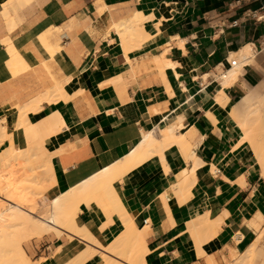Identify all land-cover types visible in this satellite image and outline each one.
I'll list each match as a JSON object with an SVG mask.
<instances>
[{
  "label": "crops",
  "instance_id": "obj_1",
  "mask_svg": "<svg viewBox=\"0 0 264 264\" xmlns=\"http://www.w3.org/2000/svg\"><path fill=\"white\" fill-rule=\"evenodd\" d=\"M10 1L0 0V87L15 81L8 61L21 53L43 75L50 66L62 90L29 115L34 134L18 127L0 145V163L15 158L31 176L33 155L45 156L47 195L58 198L125 162L154 131L192 136L190 148L167 147L80 205L79 223L101 244L75 238L97 249L81 264H130L102 248L128 221L140 231L142 264H211L218 254L236 263L264 215L258 158L231 114L256 70L227 89L211 76L230 70L247 44L264 63V0H29L17 11ZM135 17L142 41L115 29ZM48 30L60 46L53 60L35 45ZM66 236L34 238L24 249L35 264H65L73 253Z\"/></svg>",
  "mask_w": 264,
  "mask_h": 264
},
{
  "label": "bare ground",
  "instance_id": "obj_2",
  "mask_svg": "<svg viewBox=\"0 0 264 264\" xmlns=\"http://www.w3.org/2000/svg\"><path fill=\"white\" fill-rule=\"evenodd\" d=\"M29 0H11L8 5L17 11L23 9ZM17 4V7L16 5ZM9 10L5 8V13ZM143 18L135 17L131 21L116 25V31L126 37L139 41L148 37L141 36ZM36 48L50 60L59 51L57 36L50 30L42 33L35 41ZM238 66L229 72L223 81V88L231 87L234 82L245 75L256 61V55L251 45L247 44L238 53ZM162 66L166 64L164 56L158 58ZM8 67L14 82L0 87V145L11 138L12 132L18 127H25L29 115L40 109L43 102L57 101L60 98L62 84L52 75L51 67L45 75L33 70L25 57L18 53L8 61ZM36 85L37 89L33 87ZM247 93L232 110V116L241 126L245 141L258 158L259 168L264 177V81L256 86H247ZM219 105L226 107L228 98L224 90L217 97ZM13 113L9 121L4 114ZM26 128L28 134H34L31 128ZM191 135L175 134L173 128H166L150 133L145 141L129 156L125 162L116 167L99 173L97 177L87 181L70 192L51 198L47 195V205L39 202L38 192L46 191L47 172L50 161L45 156L33 155L35 173L28 176L19 169L15 158L3 159L0 163V173L8 179L0 192V264H35L28 257L24 245L34 238H42L51 233L63 237L68 233L72 240L70 245L72 257L65 264H81L97 252L90 245H79L75 238H82L91 243L99 244L89 231L79 223L80 205L102 189H107L121 175L141 164L155 154L172 145L190 148ZM187 180V178H186ZM0 187H2L0 185ZM33 188V191H30ZM126 231L113 243L102 246L110 253H121L130 264H142V252L139 244L140 231L132 222H125ZM207 226L208 222H204ZM257 230L264 229V215H258L254 221ZM264 259V235L257 237L250 248L239 257L236 263L231 257L218 254L211 264H260ZM111 264H117L111 262ZM264 264V263H261Z\"/></svg>",
  "mask_w": 264,
  "mask_h": 264
},
{
  "label": "rangeland",
  "instance_id": "obj_3",
  "mask_svg": "<svg viewBox=\"0 0 264 264\" xmlns=\"http://www.w3.org/2000/svg\"><path fill=\"white\" fill-rule=\"evenodd\" d=\"M235 59H237V58H235ZM251 68H255L256 71L254 72L255 76L253 78V83L250 85V87H256V86L260 85L264 81V63H259V62L255 61L254 63H252V67ZM247 91H248L247 89H245L243 91V96L247 93ZM242 97L239 99V103L241 102ZM8 114L9 113L5 114L4 117L7 118ZM7 183H8L7 177H5L2 173H0V185L2 186V187H0V192L2 191L3 184H7ZM48 188H49V182L47 181V183H46V191L41 190V191L38 192V196H40L38 200L44 206L48 204V201L45 199V197H47ZM30 191H33V188L32 189L30 188ZM261 234L264 235V229L259 231V235H261ZM66 237L69 240H72L71 237H69V236H66Z\"/></svg>",
  "mask_w": 264,
  "mask_h": 264
},
{
  "label": "built area",
  "instance_id": "obj_4",
  "mask_svg": "<svg viewBox=\"0 0 264 264\" xmlns=\"http://www.w3.org/2000/svg\"><path fill=\"white\" fill-rule=\"evenodd\" d=\"M264 19V12L262 13L261 16L257 17V20H262ZM229 62V66H230V70H222L220 73H217L216 75L214 76H211L212 79H217V80H220V81H224L228 78L229 76V72L238 66V60L237 59H231Z\"/></svg>",
  "mask_w": 264,
  "mask_h": 264
}]
</instances>
